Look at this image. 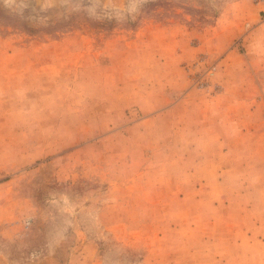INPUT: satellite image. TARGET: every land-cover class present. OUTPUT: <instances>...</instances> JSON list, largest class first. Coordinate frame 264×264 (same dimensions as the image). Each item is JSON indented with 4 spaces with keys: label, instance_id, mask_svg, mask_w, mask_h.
Here are the masks:
<instances>
[{
    "label": "rangeland",
    "instance_id": "1",
    "mask_svg": "<svg viewBox=\"0 0 264 264\" xmlns=\"http://www.w3.org/2000/svg\"><path fill=\"white\" fill-rule=\"evenodd\" d=\"M0 264H264V0H0Z\"/></svg>",
    "mask_w": 264,
    "mask_h": 264
}]
</instances>
